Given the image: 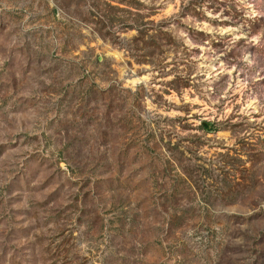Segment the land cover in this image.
I'll list each match as a JSON object with an SVG mask.
<instances>
[{
	"label": "rangeland",
	"instance_id": "obj_1",
	"mask_svg": "<svg viewBox=\"0 0 264 264\" xmlns=\"http://www.w3.org/2000/svg\"><path fill=\"white\" fill-rule=\"evenodd\" d=\"M0 264H264V0H0Z\"/></svg>",
	"mask_w": 264,
	"mask_h": 264
},
{
	"label": "water",
	"instance_id": "obj_2",
	"mask_svg": "<svg viewBox=\"0 0 264 264\" xmlns=\"http://www.w3.org/2000/svg\"><path fill=\"white\" fill-rule=\"evenodd\" d=\"M204 124H206V122H204Z\"/></svg>",
	"mask_w": 264,
	"mask_h": 264
}]
</instances>
